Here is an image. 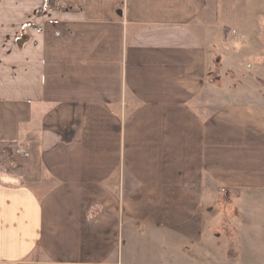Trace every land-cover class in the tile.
<instances>
[{
  "label": "crops",
  "instance_id": "1",
  "mask_svg": "<svg viewBox=\"0 0 264 264\" xmlns=\"http://www.w3.org/2000/svg\"><path fill=\"white\" fill-rule=\"evenodd\" d=\"M52 6L0 0V264L217 255L209 236L230 223L206 221L203 203L220 197L227 210L228 196L251 193L264 207V106L228 103L205 117L193 106L210 88L217 42L206 31L225 1ZM202 173L227 200L202 188ZM232 254L207 264H264Z\"/></svg>",
  "mask_w": 264,
  "mask_h": 264
},
{
  "label": "rangeland",
  "instance_id": "2",
  "mask_svg": "<svg viewBox=\"0 0 264 264\" xmlns=\"http://www.w3.org/2000/svg\"><path fill=\"white\" fill-rule=\"evenodd\" d=\"M224 1L228 13L218 20L217 28L207 27L206 31L210 42H217L214 47H211L216 48L217 55L215 67L210 68L211 72L207 75L210 88H206L193 104L197 112L204 117L228 103H258L264 106V0L260 1V6L255 5L257 0ZM222 7L223 2L220 1V12ZM243 12L247 15L245 16ZM227 17L230 22L232 21L231 26L222 28L224 23H229ZM209 19L213 23V14ZM224 36L226 41H223ZM199 177L202 188H211L214 193L227 198V194L229 195L227 190L214 185L205 173ZM228 198L227 206H224L227 210L223 209L224 201L220 197L209 204L202 205L206 221L220 214L221 218L224 216L223 219L232 224L233 230L230 224L219 230L218 241L212 238L213 235L209 236L211 243L218 244L219 253L216 255L209 251L204 255H194L191 252L187 253L188 257L196 263L207 264L216 262L214 259L220 261L221 254H227L229 250L233 254L225 257L228 260L237 259L238 256L234 253H238L240 257L264 261V207L256 208L254 203L252 204L250 200L258 197L251 193H238ZM232 231L235 234H232ZM257 232L261 233L262 238L257 235ZM174 243L179 247L177 242ZM160 257L161 255H147L139 259L156 260Z\"/></svg>",
  "mask_w": 264,
  "mask_h": 264
},
{
  "label": "built area",
  "instance_id": "3",
  "mask_svg": "<svg viewBox=\"0 0 264 264\" xmlns=\"http://www.w3.org/2000/svg\"><path fill=\"white\" fill-rule=\"evenodd\" d=\"M233 32H235V31H233ZM17 151H18V153H20L23 156H28V152L25 149H19Z\"/></svg>",
  "mask_w": 264,
  "mask_h": 264
},
{
  "label": "trees",
  "instance_id": "4",
  "mask_svg": "<svg viewBox=\"0 0 264 264\" xmlns=\"http://www.w3.org/2000/svg\"><path fill=\"white\" fill-rule=\"evenodd\" d=\"M54 3H55V0H47V6L48 7H53L52 5H54ZM226 37L224 36V39H225Z\"/></svg>",
  "mask_w": 264,
  "mask_h": 264
}]
</instances>
